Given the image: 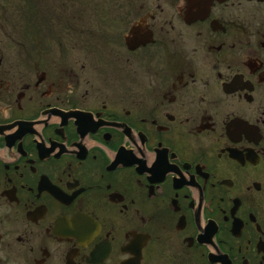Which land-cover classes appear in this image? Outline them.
Returning <instances> with one entry per match:
<instances>
[{
	"label": "flooded vegetation",
	"instance_id": "obj_1",
	"mask_svg": "<svg viewBox=\"0 0 264 264\" xmlns=\"http://www.w3.org/2000/svg\"><path fill=\"white\" fill-rule=\"evenodd\" d=\"M37 1L0 6V264H264V0Z\"/></svg>",
	"mask_w": 264,
	"mask_h": 264
},
{
	"label": "rangeland",
	"instance_id": "obj_2",
	"mask_svg": "<svg viewBox=\"0 0 264 264\" xmlns=\"http://www.w3.org/2000/svg\"><path fill=\"white\" fill-rule=\"evenodd\" d=\"M8 1H9V3H1L0 2V6L8 7V8H13V6H15L14 4H16V5L20 4L19 6H21V7L23 6L22 0H8ZM76 1H77L78 7L79 6H85V3H87V0L86 1L85 0H76ZM36 2H38V1L32 0V3L30 6L36 5ZM100 2H101V0H88V4L92 5V7H94V8L98 7V6L99 7L107 6V5H101L100 6V4H101ZM153 2H154V0H153ZM43 6H44V8L53 7L52 4L48 3V0H45V4ZM150 6H152V1H151ZM24 7H25V4H24ZM80 28L83 30H86L84 25H80ZM10 44H12V42H10V43L5 42L3 36L0 35V57L4 58V62L2 64V70H5V69L8 70L9 69L12 71H20V72H26L28 70H31L29 68L26 69V66L24 65V63L21 62V59H20L21 56L19 55L20 54V47H18L17 45H10ZM48 47H52L54 49L53 45L49 44ZM56 50H57V53L60 54V51L57 49V47H56ZM56 50H54V53H53V55L55 57H56ZM71 54H74L73 51ZM57 56H59V55H57ZM55 57L53 58L54 60H55ZM55 62L58 64V59ZM51 64H53V63H51ZM29 65L32 66V65H35V63L30 61ZM15 81H19V80H15Z\"/></svg>",
	"mask_w": 264,
	"mask_h": 264
}]
</instances>
